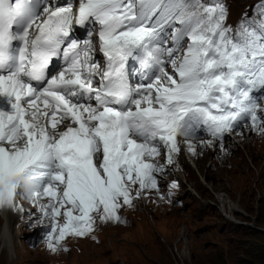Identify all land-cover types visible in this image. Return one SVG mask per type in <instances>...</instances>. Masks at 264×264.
I'll use <instances>...</instances> for the list:
<instances>
[{"label": "snow or ice", "instance_id": "obj_1", "mask_svg": "<svg viewBox=\"0 0 264 264\" xmlns=\"http://www.w3.org/2000/svg\"><path fill=\"white\" fill-rule=\"evenodd\" d=\"M260 9L233 29L219 0H79L75 12L70 3L43 9L37 24L31 0H0V207L46 199L39 208L55 250L66 236L91 232L93 213L118 221L132 186L157 188L161 145L172 163L176 137L189 138L199 123L213 136L245 117L257 126ZM74 18L99 25L102 72L90 63L92 41L72 39ZM61 54L66 66L53 71ZM130 57L153 69L146 84L130 83Z\"/></svg>", "mask_w": 264, "mask_h": 264}, {"label": "rangeland", "instance_id": "obj_2", "mask_svg": "<svg viewBox=\"0 0 264 264\" xmlns=\"http://www.w3.org/2000/svg\"><path fill=\"white\" fill-rule=\"evenodd\" d=\"M258 1L222 0L228 7L227 24L238 27L248 17H256ZM258 113L264 114V101L258 105ZM262 121L261 126L247 125L232 131L226 142L209 149L208 155L202 153L205 160L202 169L220 178V182L212 185L219 184L222 193L211 186V190L205 189L201 172L192 167L182 150L180 162L174 164L181 165L176 172L182 173L183 180L177 173H171L173 167L161 162L158 166L163 171L155 173L157 188L139 189V197L132 194L131 205L121 204L118 208V221L102 220V212L93 213L91 232L84 236L68 235L58 245L54 244L55 250L48 246L50 221L44 220L42 214L39 220L32 217L41 201L23 203L32 210L26 208L22 219L12 229L18 254L26 253L20 264H264V119ZM230 139L236 140L232 149L228 145ZM199 146L203 147H196ZM219 148L226 150L224 161L217 159L222 153ZM167 152L157 161H162ZM138 188L135 185L132 191ZM3 225L0 216V236ZM162 237L173 241H162ZM182 243H186L185 252L178 257L175 250L177 246L182 249ZM3 249L0 243V264H11L15 255L9 258Z\"/></svg>", "mask_w": 264, "mask_h": 264}, {"label": "bare ground", "instance_id": "obj_3", "mask_svg": "<svg viewBox=\"0 0 264 264\" xmlns=\"http://www.w3.org/2000/svg\"><path fill=\"white\" fill-rule=\"evenodd\" d=\"M230 134H231V132L229 133V135ZM199 141L200 142H198V141L182 140L179 136H177L176 137V144H177V147L179 148V151L172 153V163H168V152L166 153V155H165V157H164V159L162 161H159L158 162L157 161L158 159L157 158H154V161H152V162L156 163L157 165L158 164H161V162H163V164L165 166H169V168H172V167L174 168L173 172L171 171V173H173V174L174 173H177L176 170H179L180 167H181V165L180 164H174V162H177V163L180 162V160H181L180 159L181 158L180 157V152L183 150L185 152V155H187L189 157L188 158V161H189V163H191L192 167H194V169L197 170L198 172L199 171L201 172V175H202V183L205 184V186H204L205 189L211 190V188H210V186H211L217 192H221L222 193L224 191H221L219 189L220 188L219 184L212 185V183L214 184L215 182H220V178L219 177H216L213 174V172H210L207 169H202L203 166H204V164H205V160H204V157H201L202 153H205V154L208 155L209 154V149L213 148L216 144L218 145L219 142H217V141L213 142L212 140H210L209 143H207V142L204 143V142H201L202 140H199ZM196 142H198V143H196ZM235 142H236V140L230 139V142H229L228 145H230V148L231 149L233 148L232 145H234ZM189 143L192 144V146L194 148V152L193 151H189V147H188ZM206 143L207 144H212V145L208 146ZM198 145H202L203 147L201 148L199 146V148H197L196 146H198ZM206 145L208 146V149H205L204 148V147H206ZM216 148L218 149V147H216ZM164 150L166 151L167 148H165ZM219 152H222V153L220 155L218 154L217 159L224 161L225 160L226 150H224V149L222 150L221 148H219ZM207 159H208V157H207ZM214 163L215 162L213 161V164ZM177 165H178L179 168H177ZM179 173H180V171H179ZM178 175H179V178H181V180H183L182 179V177H183L182 173L181 174H178ZM132 188H133V186H132ZM138 191H139V188L137 190H135V191H132V194L135 195V193L138 192ZM144 193L145 192H143V195H144ZM141 198H144V197H141ZM40 201L41 200H39L38 202H40ZM31 203H33V202H31ZM41 203H45V201L44 202L41 201ZM16 205L17 206L15 208L8 207V206L0 207V214H1L0 216L4 220L2 234L0 236L1 237L0 238V243H2L3 248H4L3 250L7 252V254L9 255L8 256L9 258L12 257V254L15 255L16 259L14 261L12 260L13 262L11 260H9L10 262H12L11 264H20V260H22L24 258V256L26 255V253L23 254V255L18 254V251L16 250L15 245H14V237H13L12 229L15 226V224H18V222L22 219V217H23L22 213L26 211V208H30L29 210H32V207L31 206H24L22 202L18 203V199L16 200ZM27 205H29V204H27ZM40 215H41L40 208H39V206H37V213H33L32 214V217L34 219L35 218H38V217L40 219H42L43 217L41 218ZM185 247H186V243H182V249H179L178 246H177V250H175V252L178 255V257H181V255H183V253L185 252ZM184 263L182 262V264H184Z\"/></svg>", "mask_w": 264, "mask_h": 264}, {"label": "clouds", "instance_id": "obj_4", "mask_svg": "<svg viewBox=\"0 0 264 264\" xmlns=\"http://www.w3.org/2000/svg\"><path fill=\"white\" fill-rule=\"evenodd\" d=\"M262 101H264V95L263 96H261L260 97V99H259V101H258V105L262 102ZM257 115H258V122H257V126H261L262 125V123H263V121H262V119H260V117H261V115L259 114V113H257ZM247 125H249V126H253V123H252V121H251V119H250V117H249V119L246 121V122H244L243 124H241L238 128H234V130L233 131H236V130H241L243 127H245V126H247ZM232 132V131H231ZM230 132H228V133H226V135L224 136V140L221 142V141H218V140H215V139H211L210 137H205V138H201V139H197V140H212V141H217V142H219V143H224V142H226V139H227V136H228V134H229ZM182 140H185L184 138H181ZM197 140H189V141H197ZM165 149V147H163V145H162V147H161V155L160 156H158V157H155V158H159V157H161L163 154H164V150ZM183 228V227H182ZM182 228H180V229H182ZM180 229H178V231H177V234H176V238H177V236H178V233H179V230ZM183 230L185 231V235H186V238H187V242H188V245H189V240H188V237H187V233H186V230L183 228ZM174 237V238H175ZM175 238V239H176ZM163 239H165L166 241H167V239L165 238V237H162V241H163ZM174 239V240H175ZM173 241V240H172ZM171 241V242H172ZM168 242V241H167ZM171 242H168V243H171ZM164 243V242H163ZM189 247V246H188ZM190 250V249H189ZM168 252V251H167ZM169 253V252H168ZM190 254H191V251H190ZM172 258V257H171ZM191 259H192V257H191ZM172 260H173V258H172ZM174 261V260H173ZM175 263V262H174Z\"/></svg>", "mask_w": 264, "mask_h": 264}]
</instances>
